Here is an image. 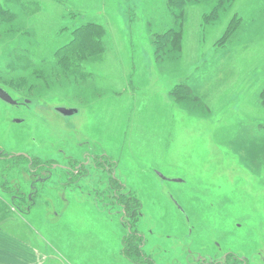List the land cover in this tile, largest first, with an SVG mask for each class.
<instances>
[{"label":"rangeland","instance_id":"1","mask_svg":"<svg viewBox=\"0 0 264 264\" xmlns=\"http://www.w3.org/2000/svg\"><path fill=\"white\" fill-rule=\"evenodd\" d=\"M216 2L192 1L181 23L168 0H0L16 17L0 21V83L44 101L0 144L81 165L80 181L57 180L63 166L35 194L28 160L0 162V241L21 244V264L264 263V136L241 145L264 122V0L213 15ZM91 24L103 52L58 80L48 62ZM180 26L181 47L158 39ZM13 47L29 65L7 69Z\"/></svg>","mask_w":264,"mask_h":264},{"label":"trees","instance_id":"2","mask_svg":"<svg viewBox=\"0 0 264 264\" xmlns=\"http://www.w3.org/2000/svg\"><path fill=\"white\" fill-rule=\"evenodd\" d=\"M192 1L194 0H168V4L170 5L171 9L173 10H177L180 9L179 13H176V17L179 19V22L182 23V19H183V14H184V8L190 4ZM198 1V0H195ZM202 1V0H200ZM229 3L227 4H232L234 3L236 0H227ZM225 0H218V2H216L215 5V11L213 12V15L217 14L218 10L221 7H224L226 4L224 3ZM13 12L11 11V9L9 8H5L2 5H0V21L1 22H12L14 21L15 14H13ZM180 23V24H181ZM242 23V19L239 16L234 17L228 27V30L226 31V33L224 34V36L222 37V40H224L225 42L228 41L230 38L234 37V35L236 34V32L238 31V29L240 28V25ZM82 28V27H81ZM104 29L97 25V24H91L90 26H87L84 29H76L73 32V38L68 42L65 43L64 45H62L61 47H59L54 55L52 56V58L50 59V61L48 62L52 67H50V69H57L58 70V80H60L62 77H60L61 73L63 75H66L67 77H72L75 80H79L80 78V63L82 60L85 59V57H89V56H99L101 55V53L103 52L104 46H103V37H104ZM159 40H164V44H170L173 47H181V43L180 41H182V27L180 26L179 29H171L163 34H161L160 36H158ZM162 44V46L164 45ZM12 49H16L18 52L14 57V60H8L5 59L6 61L4 62V64H7V69H13V67H11L14 62L13 61H17L21 64V62L23 64L29 65L28 61L26 59H24L23 55L26 56L25 54H22V51H18V49L16 47H13ZM27 51V50H26ZM38 65V64H37ZM14 66V65H13ZM30 66H36V65H30ZM20 69H17L15 71H18ZM21 71V70H20ZM34 85L33 88H35L37 86V84H32ZM31 86V85H30ZM182 88H178L179 90L177 91V93H179V95L181 97H184L185 95H187V92H189L190 87L189 86H181ZM261 100L263 101L262 103L264 104V91H262L261 94ZM260 124L257 125V127L259 128H249V131H247L248 133L246 134V140L244 138H242L241 140V145H243V143L246 141H252L254 138L255 139H262V137L264 136V134L262 133V130L264 129V127H262L261 123H264L262 121H259ZM258 133V134H257ZM249 136V137H248ZM254 137V138H251Z\"/></svg>","mask_w":264,"mask_h":264},{"label":"flooded vegetation","instance_id":"3","mask_svg":"<svg viewBox=\"0 0 264 264\" xmlns=\"http://www.w3.org/2000/svg\"><path fill=\"white\" fill-rule=\"evenodd\" d=\"M0 87L4 88L10 94L11 98L14 100V103H10L0 98V136H1L4 133L10 134L12 130L11 129L8 132L5 131L6 125H10V123L19 125V124H23L26 122V118L18 117L17 115H22L23 111L29 110L31 108L29 106H31L33 102L44 104V101H43V98H30V97L22 98L20 96L19 97L14 96L13 93L8 88H6L3 84L0 83ZM50 107H51L50 110H52L53 107L52 106ZM57 108L58 106L55 107L54 110L57 111ZM5 113H9V114L6 116ZM36 141H38V139L36 137H33L32 142L35 143ZM17 158L28 160V162L30 163L28 169H30L31 179L29 180V182L30 184H32L31 186L32 192L35 194L38 193L39 191L37 186L40 184H44V183L46 184L50 182V180L56 179V177L54 176L55 171L57 169H62L63 166H65L63 170L66 171L70 175H68V177L65 180H63L62 178L57 179V180L61 182H66V183H75V182L80 181L79 172H80L81 165H79V169L77 172L74 170L73 167H70L69 165L67 166V165H63L59 163L50 162L48 161V159H43V157H41V155L36 150L34 151L32 150L31 152H27V153L13 152L9 154L6 152V149L0 144V162L5 163V162H9L11 159L16 160ZM1 172L2 171H0V173ZM227 256L228 255H225V260L228 263ZM232 261L242 263V264H254V263L264 264V263H260L259 261H257L256 263L255 259L251 258L249 255L240 256V257L235 256L234 259H232Z\"/></svg>","mask_w":264,"mask_h":264},{"label":"crops","instance_id":"4","mask_svg":"<svg viewBox=\"0 0 264 264\" xmlns=\"http://www.w3.org/2000/svg\"><path fill=\"white\" fill-rule=\"evenodd\" d=\"M0 247V264H21L20 243L9 244L6 241H0Z\"/></svg>","mask_w":264,"mask_h":264},{"label":"water","instance_id":"5","mask_svg":"<svg viewBox=\"0 0 264 264\" xmlns=\"http://www.w3.org/2000/svg\"><path fill=\"white\" fill-rule=\"evenodd\" d=\"M0 98L4 99L7 102L14 103V100L11 98L10 94L2 87H0ZM57 111L65 115H73L78 112V109L67 108V107H58ZM20 155V154H18Z\"/></svg>","mask_w":264,"mask_h":264}]
</instances>
